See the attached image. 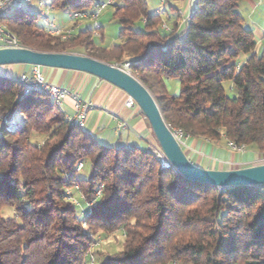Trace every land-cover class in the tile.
<instances>
[{"label": "trees", "instance_id": "obj_1", "mask_svg": "<svg viewBox=\"0 0 264 264\" xmlns=\"http://www.w3.org/2000/svg\"><path fill=\"white\" fill-rule=\"evenodd\" d=\"M103 1L52 4L84 10ZM196 1L192 19L181 24L167 0L176 11L169 25L162 12L149 13L147 0H115L121 42L104 47L93 29L63 40L32 15L1 21L26 48L130 62L170 127L186 137L254 146L263 159L264 52L255 51L243 0ZM140 20L144 29L136 31ZM167 80L179 82L178 94ZM17 111L25 119L11 130ZM87 161L91 175L81 179L76 167ZM76 193L83 201H74ZM6 207L11 217L2 215ZM117 231L122 248L97 251L96 264H264V185L221 189L187 180L162 168L151 149L100 143L71 125L48 95H25L18 77L0 74V264H86L94 236Z\"/></svg>", "mask_w": 264, "mask_h": 264}, {"label": "crops", "instance_id": "obj_2", "mask_svg": "<svg viewBox=\"0 0 264 264\" xmlns=\"http://www.w3.org/2000/svg\"><path fill=\"white\" fill-rule=\"evenodd\" d=\"M252 6L249 18H245V26L251 28L256 39L257 53L264 52V9L262 0H248ZM172 5V4H171ZM174 8L179 10L176 6ZM65 12V10H60ZM262 12L263 16H257ZM65 28L67 25L64 26ZM81 29V27H79ZM75 33V32H74ZM248 55H241V61H246ZM35 66L25 64H14L0 66V74L10 77H19L20 74L31 72ZM45 78L63 87H69L80 93L84 100L91 101L93 108L89 112L85 125L86 131L93 134L100 143L108 146L136 144L144 141V136L149 133L144 119L135 111L126 108L124 101L127 93L108 81L102 80L94 75L62 68L40 67ZM171 92L180 89L177 80H167ZM75 104L72 97H67L64 108L71 110ZM118 112L121 117L128 121L129 126L119 132L116 131V121L113 113ZM187 147L183 148L187 157L195 165L215 170H231L245 168L262 164V157L258 151L244 152L233 151L227 145V140L214 141L207 138L187 137Z\"/></svg>", "mask_w": 264, "mask_h": 264}, {"label": "water", "instance_id": "obj_3", "mask_svg": "<svg viewBox=\"0 0 264 264\" xmlns=\"http://www.w3.org/2000/svg\"><path fill=\"white\" fill-rule=\"evenodd\" d=\"M14 64L77 70L108 81L125 91L135 100L142 115L148 120L169 167L175 168L187 180L221 189L264 185V163L239 169L215 170L202 168L191 162L174 137L149 89L134 75L113 64L79 53L44 52L26 47L1 48L0 66Z\"/></svg>", "mask_w": 264, "mask_h": 264}, {"label": "built area", "instance_id": "obj_4", "mask_svg": "<svg viewBox=\"0 0 264 264\" xmlns=\"http://www.w3.org/2000/svg\"><path fill=\"white\" fill-rule=\"evenodd\" d=\"M114 2L115 0H105L93 9L65 10V12L68 13L73 20H76V22L79 23V21L82 19L98 18L100 13ZM160 2L161 4L165 5L167 0H160ZM53 8L54 6L52 3L47 4L44 0H0V49L24 47L21 44L19 38L8 29L5 23L1 21V18L3 17H29L31 15L37 17L40 16L44 19L45 26L49 34H51L52 36L60 37L63 40L71 38L73 36L72 29L58 26L56 19L50 17L48 12ZM196 9L197 1H194L192 3V6H190L188 12H180L181 24H187L188 22H190ZM155 12L161 13L160 10H156ZM163 27L168 29L166 23L163 24ZM100 28L101 27L97 24L95 30ZM113 65L132 74L130 62H123L120 64ZM18 81L24 87L25 95H29L35 92L48 95L50 99L55 103V105L64 112L67 121L71 125L85 128L89 112L94 106L91 101L82 99L78 91L48 81L39 66H35L31 72H25L20 74V76L18 77ZM67 97H72L75 100V104L73 108H71V110H66L64 108V102ZM124 106L133 111L139 109L135 100L129 95H127V98L124 101ZM113 115V118L117 124V132L129 126L128 121L121 117L118 112H114ZM170 129L172 130L174 137L176 138L180 146L182 148L187 147V137L185 136L183 130L180 128L172 127H170ZM227 145L231 150L237 152H244L247 149V146L245 144L239 145L234 141H227ZM154 153L157 155L161 163V167L168 168L169 165L167 164V159L162 150L158 148L156 151H154ZM82 167L83 163H80L78 170H80ZM74 201L78 203L76 200ZM91 247L89 250V261L86 264H96V257L94 252H92Z\"/></svg>", "mask_w": 264, "mask_h": 264}, {"label": "rangeland", "instance_id": "obj_5", "mask_svg": "<svg viewBox=\"0 0 264 264\" xmlns=\"http://www.w3.org/2000/svg\"><path fill=\"white\" fill-rule=\"evenodd\" d=\"M45 3L51 4L53 3V0H44ZM196 0H170V3L177 8H179V11L182 13L188 12L190 9V6H192V3ZM149 4V13H154L156 10H160L163 15L165 21L169 24L172 25L174 22V18L176 15V11L173 10V8L169 7V5H163L161 4L160 0H147ZM262 9H264V0H262ZM167 9V12L165 11ZM60 10H63L62 8H58L54 5V8L50 10L48 13L51 18H55L57 21L58 26L64 27L67 25V28L72 29L73 34H77L82 30H87V29H93L92 32V39H94L95 44L97 46H112L115 44H119L121 42L120 39V31L123 29L122 23L119 21V19L115 15V7L113 5L108 6L105 8L99 15L98 18H87V19H82L78 22L76 20H73L70 15L66 12H61ZM240 12L245 18H249V15L252 12V6L248 0H243L240 4ZM167 15L171 17V19L167 18ZM257 16L262 17L263 13L258 12ZM35 22L39 26H45V21L43 18L40 16L37 17L35 16ZM97 24L101 27L100 29H96ZM81 27V29H79ZM134 29L136 31H140L144 29V21L140 20L137 22L134 26ZM75 32V33H74ZM122 62H117L116 64H120ZM133 75V74H132ZM175 82V80H174ZM171 87V86H170ZM168 86L169 91L171 90ZM225 88L226 92L230 97H235L236 96V90L234 87L231 85L230 82L225 83ZM180 92V89L177 91L175 90L174 92H171L173 94H178ZM140 109H136L135 112L139 114ZM18 113H21L20 111H17ZM144 121L147 124L148 127V120L144 117L141 116ZM25 119L24 114L21 113V122L18 124L17 128L20 126V124L23 122ZM14 120V117L12 120L9 121L8 123V128L10 129L12 126V122ZM149 129V127H148ZM144 136V141L140 142V146L145 149H151L153 151H156L159 147V144L152 132V130L149 129V133ZM38 140L41 142L43 140L42 137L38 138ZM249 151H257V149L254 146H249L248 148ZM78 163L76 167V173L79 175V178L81 179H87L91 175V162L87 161L85 163V166L78 170L79 164ZM79 173V174H78ZM72 190L69 189L68 192H71ZM81 194L76 193L75 199L78 203L80 201H83L81 198ZM82 204V203H81ZM91 203H89L90 205ZM84 205V204H83ZM2 215L5 217H11L13 215V209L11 208H4L1 211ZM123 234L122 231H117L116 233H111V232H98L97 235L94 236V241L93 244L91 245V250L92 252L97 253V251H101L102 253L105 252H111V253H116L120 251L122 248V243H123ZM94 246V247H93ZM100 249V250H98ZM95 257H99L97 254H95ZM173 264V263H169Z\"/></svg>", "mask_w": 264, "mask_h": 264}, {"label": "bare ground", "instance_id": "obj_6", "mask_svg": "<svg viewBox=\"0 0 264 264\" xmlns=\"http://www.w3.org/2000/svg\"><path fill=\"white\" fill-rule=\"evenodd\" d=\"M20 122H21V113L16 112L14 115V120L12 122L11 130H15Z\"/></svg>", "mask_w": 264, "mask_h": 264}]
</instances>
